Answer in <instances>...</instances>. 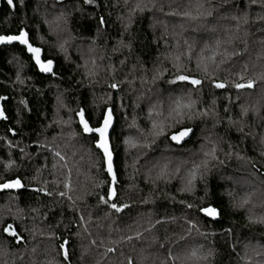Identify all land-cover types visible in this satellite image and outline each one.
<instances>
[{"label": "trees", "instance_id": "16d2710c", "mask_svg": "<svg viewBox=\"0 0 264 264\" xmlns=\"http://www.w3.org/2000/svg\"><path fill=\"white\" fill-rule=\"evenodd\" d=\"M137 2L129 0L125 6L124 0H95L92 4L84 0H24L21 4L14 0L15 9H11L6 0H0V34L24 27L30 42L42 48V58L54 61L55 71V75L40 73L18 44L0 45V110L6 117L0 118V182L18 177L24 185L20 190L0 192V264H127L129 257L133 264H172L167 260L169 249L176 255L200 245L205 251H214L209 264H246L249 257L252 264L264 261V225L249 220L264 215V157L259 154L264 150L259 143L264 134V80L258 79L264 74V0H140L147 8L135 12L126 29ZM61 11L68 22L57 26L54 20ZM209 11L211 16L206 15ZM184 12L197 18L185 17ZM49 13L50 24L45 23ZM245 14L248 23L241 21L237 31L232 17ZM101 17L106 21L103 26ZM60 40L74 46V50L69 46L67 59L59 50ZM217 40L224 41L220 49ZM121 41L131 43V48ZM85 46L94 53L86 57L87 66L93 59L96 62V75L91 78L80 59L86 55L81 53ZM214 52L220 53L215 63L206 60L213 79L235 80L233 70L243 72L247 66L244 74L257 81L254 87L239 92L232 87L214 88L196 67L202 55L207 58ZM170 54L181 55L185 74L204 81L203 87L193 89L187 82L169 84L177 74ZM157 70L162 75L153 81ZM112 83L118 88H110ZM167 94L185 99L191 94L197 101L193 119L182 125L192 128L190 138L181 145L171 143L167 137L181 127L177 126L148 148H127L132 153L126 156L125 139L138 145L146 137L151 141L149 109L162 106L166 115L170 103L157 101L154 95ZM245 95L262 107L257 115L248 102L244 107L252 108L250 114L241 116L243 104L237 101ZM80 109L93 127L105 110H112L110 143L118 196L109 203L129 205L119 213L100 202V196H107L111 180L95 148L94 134H83L78 125L76 112ZM209 109L216 115L195 114ZM229 117L242 122L243 133ZM133 120L135 127L131 126ZM68 122L70 130L64 126ZM209 138L223 151L210 163L204 178L197 179L194 191H180L191 162H199ZM228 151L233 155L226 156ZM56 152L66 159L61 161ZM167 154L173 174L154 180L160 165L154 170L156 161ZM9 161L12 166L5 170ZM177 166L179 173H175ZM69 179L71 187L65 189ZM231 182L249 188L248 192L234 194ZM61 192L68 195L60 196ZM245 198L257 206L250 213L248 204L239 206ZM209 203L220 213L216 221L198 211ZM158 220L166 222L157 224ZM189 220L196 224L191 231ZM8 223L13 224L21 242L3 232ZM65 241L68 260L59 247ZM108 247L115 251L105 254Z\"/></svg>", "mask_w": 264, "mask_h": 264}, {"label": "snow or ice", "instance_id": "6c2138e0", "mask_svg": "<svg viewBox=\"0 0 264 264\" xmlns=\"http://www.w3.org/2000/svg\"><path fill=\"white\" fill-rule=\"evenodd\" d=\"M7 5L11 9H15V3L14 0H6ZM62 0H57V3H61ZM95 0H84L85 4H92L94 3ZM21 4H24V0H20ZM252 3H256V0H252ZM125 6L129 4V0H124ZM199 7H203V5H200ZM147 8L146 4H142L140 0L134 5V7L131 9V12L129 14V23L126 25V29L128 26H130L132 22V16L134 15L135 12H144L145 9ZM172 15H176L177 13H171ZM183 15L185 17H190L192 19H196L197 17H193L190 12H184ZM207 16H211L212 13L211 11L206 13ZM264 19V17H261ZM233 20L237 22L236 27L237 31H239V26L241 21H243L244 24L248 23V17L247 14H245L243 17H238V16H233ZM67 23V15L65 12L61 11V13L56 17V23L57 26H59V22ZM45 23H50L49 21L45 20ZM99 24L101 26L106 24V21L104 20L103 17H101ZM232 37H229V41L231 42ZM31 37L29 32L24 28L20 27L16 33H4L0 34V45H12L14 43L19 44L23 46V48L27 51V53L30 54L31 60L34 62V65L36 69L40 73L43 74H52L55 75L54 71V61L52 59H43L42 58V48L39 46H34L33 43L30 42ZM67 41H63L58 45L60 51L66 52V45ZM122 46L131 48V43L124 44L123 41L120 42ZM222 43L224 41L217 40L216 41V48L220 49ZM219 52H214L212 56L205 58L203 55L201 58L197 61V69L201 70L204 75L208 78L209 82L212 84V86L216 89H224L227 87H232L235 88L238 92L243 89H252L254 85L256 84V80L252 78H247L245 76V72L247 71V66H245L244 71L240 73H236V79L232 80L229 78H226L224 81H218L212 78V76L209 73V65L206 62V60H210L213 63L216 61L217 55H219ZM224 55H227V50L225 49ZM171 59L173 60V67L176 69L177 74L175 75L174 79H171L168 81L169 84H177V82H187V84L191 85L193 89H196L197 87H203L204 81H202L199 78L190 76L188 74H185V69L183 64L181 63V55H171ZM67 59V56H65ZM93 68L88 69L87 68V62H85L84 67L87 69L86 75L88 76H95L96 71L95 66L96 62L93 59L91 61ZM123 63V61H121ZM223 63V61H221ZM217 68H219V65H216ZM190 71V70H189ZM162 73H160L157 70V74L153 76V81L158 79ZM19 79V76L17 77ZM260 80H264V74H261L260 77H258ZM23 81H21L22 83ZM110 88H118V84L112 83L109 85ZM57 100L61 103V106L63 104L62 100L60 97H57ZM21 104H25V101L21 100ZM215 103V101H213ZM197 106V101L192 99L191 94L185 97L183 96H176L170 103L169 108L167 110V114L165 115L162 106L160 108H157L156 105H153L148 112V116L151 120V129H150V135L152 137L151 141L149 142L147 137L145 138V142L143 144H137L135 141L131 139H125L124 143L127 145H130L131 147H143V148H148L150 146V143H154L155 140L160 137L164 136L170 129H176L177 126L179 127L178 130L172 131L171 135L168 136L167 138L174 142L175 144L179 145L181 144L182 141L185 140L186 137L189 136V134L193 131L189 127H183L182 125L184 124L185 120H191L193 119L194 115V109ZM228 109L225 108V112H227ZM210 113L215 116V113L211 112V109L209 110H204L199 113H195L196 115L199 116H204L207 117L210 115ZM248 113V108L242 106L241 110V116L243 117ZM76 116L79 117V125L82 129L83 134L89 135V134H94L95 139H94V145L99 152L102 153L103 155V164L105 167V171L107 172V175L111 178V184L108 187L107 191V196H100V202L108 205L111 209L115 210V212L119 213L123 209H126L129 207L128 204H120L118 205L113 201L115 197L118 196V193L116 191V188L114 185L117 183V177L113 171V154L110 149V134H109V129L112 126L113 123V114L111 109L105 110L102 113L103 119L99 120L97 122V126L93 127L91 126L90 122L86 119V113L84 109H80L79 111L76 112ZM153 116L157 117V119H151ZM0 118H6L4 116V112L0 110ZM229 121L232 124L238 125L237 131L243 133V124L241 121H232L231 117H229ZM132 127H135V121L133 120V124L131 125ZM75 135V133H74ZM244 135H248V133H244ZM259 143L264 146V134L260 136ZM228 148L232 149L231 143L228 144ZM220 151H223L222 148L219 147L218 143L211 140L210 138L207 139L206 145L202 146V158L199 160V162L192 161V166L188 171L187 178L184 180V185L181 189H179L182 192H192L194 191L195 188V183L197 179H203L205 173L208 172L209 170V165L212 161H217L218 160V153ZM260 156L264 157V150L260 151ZM55 155L59 157L61 161H64L66 157L62 155L60 152H56ZM226 156H232L233 153L232 151H228L225 153ZM237 156L239 159H244V157L239 156L237 153ZM12 161H9L7 164L4 165L5 170H8L12 166ZM219 163H223L222 160H219ZM64 167H67V164L63 165ZM55 167V165L53 166ZM253 167H255V164H253ZM151 171V169L149 170ZM181 171L180 166H177L175 169V173H179ZM173 173L169 172V165L167 163L159 166V170L156 173V176L154 180H160V179H167L169 176H171ZM70 175V173H69ZM99 187V185H96ZM24 185L22 184L21 180L17 178H7V179H2V182H0V189H21L23 188ZM65 189H69L71 187V182L70 179L65 182L64 184ZM40 191H43V189H40ZM50 194V193H49ZM60 196H66L68 195L67 192H61L59 193ZM231 195V194H230ZM71 199V197H69ZM204 198L202 197L201 200ZM180 203H184V201H180ZM249 200L247 198L243 199L240 202V207H243L244 205L248 204ZM187 207L191 209L193 207L192 204H187ZM198 211L200 213H203L205 217H210L213 220H215L219 216V211L218 209L213 206L212 204H208L207 206H201L198 208ZM83 219V218H81ZM174 219V218H173ZM249 220L251 223H258L264 225V215L258 216V217H253L250 216ZM166 221L164 220H158L156 223L157 224H162L165 223ZM186 223L189 226V231H191L193 228H196V224L192 221H186ZM87 231V229H85ZM198 231V229H197ZM230 231V230H229ZM3 232L6 233L8 236L14 238L17 243L21 242V237L18 235L17 230L13 227V224L8 223L5 227H3ZM202 235H204L202 233ZM140 233L137 232L136 238H139ZM128 240H132V236L127 237ZM181 239H184V237H181ZM67 241L64 243L60 244L59 247L61 250H63L64 258L65 260L69 259V254L67 250L65 249V244ZM103 243V241H101ZM92 244H96V241H92ZM161 248L164 247V245H160ZM247 247V246H246ZM235 250V249H234ZM35 251V249H33ZM115 249L113 247H108L106 249L105 254L107 253H112L114 252ZM257 256H260L261 253L257 252ZM214 256V251L212 249L204 250V246L200 245L199 247H192L190 249H186L183 254H176L173 255L172 250H168L167 254V260L171 261L172 264H209L210 258ZM127 264H133V261L131 257L127 258ZM246 264H252L251 258L246 259ZM261 264H264V261H261Z\"/></svg>", "mask_w": 264, "mask_h": 264}, {"label": "rangeland", "instance_id": "374dc122", "mask_svg": "<svg viewBox=\"0 0 264 264\" xmlns=\"http://www.w3.org/2000/svg\"><path fill=\"white\" fill-rule=\"evenodd\" d=\"M50 15H51V18H52V14H48L47 15V20L50 22ZM51 20H54V19H51ZM54 21H56V20H54ZM50 24V23H49ZM62 39V38H61ZM63 41L62 40H60V42H59V44L60 43H62ZM68 44V43H67ZM69 46H71V49L74 47L72 44L71 45H69ZM69 46H67L66 45V52H64V51H61V53L64 55V56H67V57H69V52H70V49H69ZM73 50H74V48H73ZM81 53H83V54H86V55H83L80 59H81V61H83V63L85 64V62H87V60H86V57H90L91 55H93L94 53L92 52V47H90V46H85L84 48H82L81 49ZM96 56V55H95ZM87 58V59H88ZM89 64V66H87V68H89V69H92L93 68V66H91L92 65V63H91V61H89L88 62ZM87 70V69H86ZM243 71V70H242ZM241 71L239 70V69H234L233 70V73L234 74H236V73H240ZM89 78H91V76L89 77ZM155 96V98H156V100L158 101V98L163 102V103H171V101L176 97V96H178V95H175V94H167V96H165V97H160V96H157V95H154ZM154 98V99H155ZM251 98H249V96H247V95H245V96H243V97H241V99L240 100H238L237 102H239V104H243L242 106L244 107V105L245 104H248V102H249V105L251 106V107H254V109H252V111H253V114H258V112L262 109V107H260L259 106V104H257V101H249ZM167 100H170V102H166ZM255 105V106H254ZM151 106H153V105H151ZM164 108V107H163ZM246 108H248L247 107V105H246ZM165 109V108H164ZM250 108H248V110H251ZM252 111H250V112H252ZM165 113V112H164ZM248 114H250V113H248ZM246 116V115H245ZM150 119V118H149ZM151 119H157V117H155V116H153ZM70 122H71V120H70ZM69 122L68 123H66V124H64V126H65V128L67 129V130H70V127H71V125L69 124ZM128 134L131 136V135H133V133H131V131H129L128 132ZM68 134H66V135H63L64 136V138H67L68 136H67ZM71 137V136H70ZM72 138V137H71ZM72 139H74V138H72ZM126 146H127V144H126ZM125 146V148L124 149H126L125 150V154H126V156H130L131 155V153H132V149H127V148H131V146H128V147H126ZM169 155L167 154V156H164V157H161V158H159L157 161H156V165H155V167H154V164H153V167H154V170H156V168L158 167V165L160 164V165H162V163L163 162H166V163H168V161H167V157H168ZM193 157H194V155H192ZM159 165V166H160ZM154 170L152 171V172H154ZM158 170H159V167H158ZM156 174V173H155ZM184 185V184H183ZM230 185H232V186H234L235 187V191H233V193L234 194H236V193H238V192H242L243 193V190H244V192H248V189H246L247 187H245V186H242L241 184H235V183H232L231 182V184ZM231 186V187H232ZM183 187V186H182ZM250 195V194H249ZM248 207L249 208H246V210H247V212L248 213H250V211H252V209H254L255 207H257V206H254V203H248Z\"/></svg>", "mask_w": 264, "mask_h": 264}, {"label": "water", "instance_id": "95a60500", "mask_svg": "<svg viewBox=\"0 0 264 264\" xmlns=\"http://www.w3.org/2000/svg\"><path fill=\"white\" fill-rule=\"evenodd\" d=\"M14 44H16V43H14ZM19 45V44H18ZM21 46V45H20ZM21 47H23V46H21ZM108 110V109H107ZM112 111V110H111ZM113 114V113H112ZM102 119H103V117H102ZM113 122H114V116H113ZM79 125V124H78ZM113 125H114V123H112V126L110 127V129H109V134H110V132H111V130H112V128H113ZM192 129V128H191ZM191 134L192 133H190L189 134V136L188 137H186L185 138V140L184 141H182L181 142V144H183L185 141H187L189 138H190V136H191ZM171 143H173L174 145H177V144H175L174 142H172L171 141ZM181 144H179V145H181ZM110 149H111V143H110ZM97 150V149H96ZM99 151V150H98ZM112 151V150H111ZM100 154H101V156H102V158H103V155H102V153L100 152ZM113 154V153H112ZM113 171H114V173H115V170H114V165H113ZM109 177V176H108ZM109 179L111 180V178L109 177ZM16 190H20V189H0V192H3V191H16ZM209 220H211V221H216V220H218L219 219V216L215 219V220H213L212 218H210V217H207Z\"/></svg>", "mask_w": 264, "mask_h": 264}]
</instances>
